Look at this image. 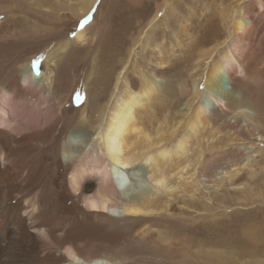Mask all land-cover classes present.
<instances>
[{
    "label": "bare ground",
    "instance_id": "1",
    "mask_svg": "<svg viewBox=\"0 0 264 264\" xmlns=\"http://www.w3.org/2000/svg\"><path fill=\"white\" fill-rule=\"evenodd\" d=\"M96 1L97 0H55L51 2L50 0H0V15L3 14V9L10 7L8 6L9 3H15L16 6L19 5L30 12L34 19L41 20L45 18L46 21L54 22L50 24L49 30L45 29L46 33L43 35L39 34L41 36H38V38L34 40V43L41 45L58 42L53 46L54 49L44 60L55 59L57 57L59 59L67 58V60H69L70 68L68 71L70 72L68 76L63 75L65 81L62 86L66 91L73 92L77 89L80 79L88 73V61L92 58L91 54L97 50L94 45L90 44L88 39H85L83 30L86 29V27L92 28L95 25V21H101L102 18L100 17L98 19L99 15L96 14L97 12L95 11L91 14L92 19L90 18V22L81 31L77 30L72 38L68 37V28L66 29L67 23L63 21L72 16L76 22H78L82 16L86 15L91 10ZM217 1L218 0H210L211 5L209 7L211 10L209 13H204L203 15L204 22H212L216 27L214 28L213 26L212 30L207 31L205 28L203 29V40H201V43L198 42L195 45L193 44L194 48H192L193 50L191 51L192 55L182 58V62H178L177 59H175L173 62L169 61L168 65L163 66L165 63L160 62L158 66H153L149 63V60L153 58L151 53L154 49L149 52L147 51L144 57L140 56V64L134 66H138L136 67L137 69L134 68L133 72L134 74L138 72L139 76H134L133 73L130 74L128 72V69H125L126 63L128 62L127 56H130L132 46H139L141 49L140 51L143 52L144 43L145 45H149L154 36L156 37V35H158L156 39L159 36H161L162 39L167 37L163 30L160 34V31L156 29L159 25L156 22H152V25L150 23L151 26H149V30L147 28L143 31V28H145V25L148 24L151 19H148L150 18L148 17L149 14L146 15L143 12H136L135 10L131 16H128L129 13L125 16H117L111 22V26H108L104 22L97 26L95 25L94 27H97L96 32L99 31L102 34L101 37L105 39L103 50L101 49L102 52L100 51L102 55L99 68H97L98 70L95 67L99 75L94 78V82L98 88L100 87L98 90L99 92L95 93L96 95L94 94V100H89L87 99L88 97H85L86 101L84 100L85 102L81 103L84 104L82 105L83 107L80 106L81 110L79 109V111L76 109L71 114L64 110L61 112L59 108L55 111L54 108L59 106L63 100L62 98H60L61 100L59 99L60 96L56 97L54 94L48 97L45 95L48 94L49 91L47 90L48 87H46L42 81V77L46 74L45 70H36L37 68L32 69V67H29L31 59L29 60L28 58V61L20 65L22 68L18 75V80H16L15 83L17 91L21 89L20 91L24 93L35 92L38 97L42 98V103L39 104L41 107H38L37 111H35L38 115L34 114L36 115L35 118L37 122L31 123L30 120H28L30 116H27L25 112L26 108H23L18 101H15L16 92L14 93V91L16 89L12 91L10 88L6 87L0 90V128L6 127L11 132L13 131V134H18L22 130L36 128V130L26 135L27 138L33 140L34 143H31V145L25 147L23 150L15 147L19 142L15 143L16 141H14L15 139L12 137H10V139H13L12 141L15 143H13L15 148L8 142V144L6 143V145H8L6 147V145L1 143L4 142V140H0V220L3 223V228L0 229V264H115L111 263V260L108 261L98 254V256H90L87 254L82 257L83 255L80 256L71 246H67L63 250L67 257V261L64 260L63 257H59V259L54 258L51 254H43L40 258H36L34 255V252L39 248L37 237L47 241L46 245L52 244L50 240L52 233L49 228L51 226L50 223L59 218L56 205V198L59 192L57 189L55 190L51 187L48 180L49 178H47L49 172L53 174V168H51V165L46 161V158L49 157V154H54L60 144L64 152L63 164L68 166L76 163L73 169H71L72 171H69V189L74 194H78L80 205L85 211L97 212L100 215H106L107 217L116 219L125 214H158L163 211L162 209L166 211L174 209V201L180 200L185 204L182 209L178 208L179 213L184 216H189L193 224L196 219L202 217V214L203 216L206 215L207 219L208 216L213 219L211 215L212 208L201 198L195 197L197 192L201 197L205 196L203 189L206 188L205 182L208 181L207 178L209 176L216 177L217 172L215 173L212 171L214 160L206 159L204 155L205 150H207L206 148L203 147L192 151L190 147H188V144L195 139L196 146L200 145V132L207 130L209 123L211 125L215 123L216 120L215 117H213L215 116V112H213L212 107H215L216 110L218 109L221 112L222 110H227L229 105H231V107L238 109L237 115L241 117L243 121L247 122L246 125L253 127L257 112L241 109L242 104H245L247 100H249V95L246 98L244 97V94L239 90L241 87L235 84V80L237 77L245 78L247 76V64L249 61L252 62L255 70L264 68V56L258 52L256 53L260 43L258 40L259 30L257 29V31L254 27L257 15H260V17L262 16L261 18L264 19V0H248L247 6L250 5L248 8L237 7V9L232 8L230 4H228L229 0H219V3ZM140 2L141 0H138V2L137 0H130L132 5ZM243 8L245 10H243ZM146 19L150 21L147 22ZM10 20L11 18L8 19V21ZM258 21H261V19ZM218 23L221 25L219 26ZM204 25H202V27H204ZM221 26L225 27V34L229 30L227 34L229 38L227 39L230 40L231 46L228 47L227 53L222 56L221 60L212 63L209 72L203 79L201 89L197 91L196 88L195 91H192V84L196 85L198 81L195 80L194 73L191 72L192 74L189 73L191 74L189 75L187 69L183 72L184 69L182 70L181 68L185 67L183 62H189V58L195 55L198 57L202 56L203 60L207 59L219 44H213L214 46L209 50H202L201 48L209 43L217 42L216 39L223 33L220 29ZM34 30L37 31V28H34ZM184 30H187V27H185ZM108 31H111L113 40L108 37ZM20 37V35L19 37L16 36V38L13 37L8 44L10 46L12 45L13 48H16V46L19 48L18 44H22L24 40ZM33 38L35 37L33 36ZM28 39H31V37ZM141 39L142 41H140ZM30 42H32V40L28 43ZM141 44H143V46H141ZM159 44L158 46L156 45V50H154L156 53L161 52L158 51L161 49L163 43L161 42ZM3 45L4 44H1V46ZM191 47L192 45L189 49H191ZM196 48L197 51L194 50ZM157 55L158 54L154 53V56ZM147 57H149V59H147ZM159 58L161 59L160 56ZM166 59L168 61V58ZM91 61L94 62L97 61V59L95 60L93 56ZM167 61L166 63H168ZM149 65L151 68L150 71L153 70L154 73H156L154 78H151V76L146 73L147 70H144L148 69L147 66ZM54 66V68L50 70V73L51 76L56 79L58 63L56 62ZM62 67H64V65ZM91 69L93 70V68ZM124 72L128 89H124V93H120L112 108L107 109V104H105L103 99L107 96L106 94L109 91L110 85L113 84L110 94L115 93V91L119 89L118 82L120 78L123 77ZM168 73L172 74V79L167 81L164 88L160 89V79H157V77H163ZM114 74L115 82H112ZM243 80H246V78ZM225 82L232 84V90H228L224 87L226 86L224 85ZM53 83L55 84V81ZM177 83L181 84L182 87H178ZM49 84L50 83H48V85ZM43 89L45 90L44 93ZM55 90H57V88ZM200 92L207 95L211 103V108L205 106V103V105L199 104L200 106L197 109L191 111L188 115L183 135H181L174 144L170 145L168 148L159 145L163 141L171 140L172 137L176 135L178 129L174 126H171L169 131H156V137L153 139L149 134L145 133L143 127H146L147 122H149V119H147L149 115V113H147V111H149V106L147 107L146 103L150 99H153L150 107L155 111L152 112L151 115L153 117H161L162 119L165 118L162 113L167 108H173L176 102L184 98H187L188 102L193 95ZM102 93L103 95H101ZM159 97L160 99H158ZM166 97H169L173 102L169 103L165 100ZM99 102H104L102 107L98 105ZM186 106L189 105L187 104ZM233 108L232 110H235ZM140 113H144L145 115L143 114L142 116ZM171 118L175 119L177 116H171ZM32 120L33 119H31V121ZM221 125L223 126V124L215 126L219 128ZM68 128L72 130V138L69 137L70 139L61 143L60 133ZM24 135H22L23 139L26 138H24ZM137 137L141 140L136 141ZM19 144L24 145L23 142ZM189 149L193 152V155L198 154L199 157L202 156V159L198 157L193 158L192 154L188 155ZM210 152L211 154L209 155L213 157L215 152L213 153L211 148ZM261 159L264 160V156H262ZM136 167H138L137 170H141L142 168L146 169V174H144V179L147 180L146 185H142L144 179L141 178V175L133 171ZM11 170H13V177L12 173H10ZM192 170L193 172L189 174V171ZM237 172V168L229 170L227 178H235ZM187 174L188 176H186ZM224 174L227 173L225 172ZM129 175L133 179H131ZM256 175L257 174H251V177ZM189 177L192 178L191 181H188L189 179L187 180ZM128 179H130V182ZM176 179L180 180V183L175 184L173 180ZM118 180H127L130 184L127 183L125 184L126 186H120L119 183H117ZM18 182H22V184L19 185ZM117 193H120L122 197L118 196ZM178 193L181 194L178 195ZM169 197H172V199L170 200ZM185 197L188 199H185ZM116 199H120L119 206L116 205L117 203L113 202ZM162 202H164V204H162ZM76 208H79V206H76ZM189 208H195L205 213L193 216L192 212L188 210ZM202 223L204 227H209L210 225L209 223L206 224L203 220ZM173 224L174 223H171L170 227L171 225L173 226ZM184 227L186 228V226ZM7 230L10 231L13 240L9 242L7 249L5 247L8 251H5L2 247L5 244L4 237ZM256 231L254 232L252 228L245 231L244 234H246L252 242H257L259 238L262 237L260 235L262 232L260 229H256ZM166 240L168 239L166 238ZM177 241L184 250H188L187 247L195 243L192 241V238L188 239L186 235L182 237L178 236ZM239 244L240 251L246 252L248 255L250 253L255 254L259 251V248H246V244L243 243V241ZM261 247H263L262 244ZM183 248L181 250H183ZM183 252L185 253L186 251ZM183 256L185 255L183 254ZM212 256L213 254L211 253L208 255V258L212 261L219 262L220 258L212 259ZM215 256L219 257L218 255ZM215 256L213 257L215 258ZM189 259L190 257L186 260ZM201 261L204 262L203 259L200 258V263ZM254 262L264 264V260H247L243 263L237 262V264H253Z\"/></svg>",
    "mask_w": 264,
    "mask_h": 264
},
{
    "label": "rangeland",
    "instance_id": "2",
    "mask_svg": "<svg viewBox=\"0 0 264 264\" xmlns=\"http://www.w3.org/2000/svg\"><path fill=\"white\" fill-rule=\"evenodd\" d=\"M50 1L54 2L55 0ZM217 2L219 3V0ZM210 3V0H141L140 3L132 5L130 3V0H97L91 10L86 15L82 16L78 22H76V20L72 16L67 19L65 18L66 20H64L63 22L67 23V34L69 38H72L77 30L81 31L90 22L89 20L92 19L91 14H93L95 11L97 12L96 14L99 15L98 19L100 17L102 18L101 21H95L96 26L98 24H102L103 22L106 23L108 26H111V22L117 16H125L126 14L128 15V13V16H131L135 11L143 12L146 15L149 14L148 17L150 18H147L151 19V21L146 19L147 22H150L145 25L143 31H145L147 28L149 30V26L152 25V22H156L159 25L156 27V29L160 31V34L163 30L164 34H166L167 37H164L162 39L161 36H159L156 39V37L158 36L156 35V37L154 36L152 38L150 43L151 45H145L143 41L144 53L140 51L141 49L139 46L131 47L132 50L130 56H127L128 62L126 63L125 69H128V72L130 74L133 73L134 76H139V73L136 72L135 75L133 70L134 68L138 67H134L135 65L140 64V56L144 57L147 51L149 52L153 49L156 50V45H160L159 43L161 42L163 43V46L161 45V49L158 52L161 51L162 53H156L154 52V50L151 53V55H153V58L152 60H149V63L153 66H158L160 62L165 63L163 64V66L168 65L169 61L173 62L175 59H177L178 62H182V58H184L185 56L188 57L192 55L191 51L193 50L192 48H194L193 44L195 45L198 42L201 43V40H203V29L205 28L206 31L212 30L213 26L215 25L212 24V22H207L208 24H212L208 25L206 22L203 21L204 13H209V11L211 10L209 7L211 5ZM247 3L248 0H229L228 2V4H230V6L234 9H237V7L248 8L250 5L247 6ZM14 5L15 3H9L8 6L10 7L3 9V14L0 15V90L6 87L10 88L12 91L16 89L14 91V93L16 92L15 101H18L19 104L23 106V108H26L25 112L27 116H30L28 120H30L31 123H36L37 121L35 117L36 115H38V113H35V111H37L38 107H41V105L39 104L42 103V98L38 97L35 92L24 93L20 91L21 89H18L17 91V87L15 84L16 80H18V75L20 74L22 68V66L20 65H22L23 62L25 63V61H28V59H31L29 67H32V69L37 68L36 70L43 69L46 72L45 76L42 77V81L43 84L48 87L47 90L49 91L48 94L45 95L49 97L55 94L56 97L60 96L59 99H63L61 104L59 105L60 107L56 106L54 108L55 111L59 108V110L61 109V112H63L64 110L65 112L71 114L76 109L81 110V107H83L82 105H84L81 103L86 101L85 97H88L87 99L89 100H94V94L99 92L98 90L100 87L98 88V86L95 85L94 78L99 75V73L96 71L98 70L97 68H99V62L102 55L101 52L103 50V46L105 45V39L101 37L102 34L99 31L96 32L97 27L95 28V25L92 28L86 27V29L83 30L85 39H88L90 44L94 45L96 47L95 49L98 50H95L97 52L94 51L93 54H91L92 58L94 56L95 60L97 59V61L93 62L91 61V58L90 61H88V75L86 74L84 76L85 79L84 77L80 79L81 82L79 81L77 89H75V91H66V89H64L62 85L65 81V77H63V75L68 76L70 72L68 71L70 68L69 60H67V58L59 59L58 57L57 58L59 60L57 58H52L49 60L47 59L46 61L44 60V58L46 59L48 54L54 49L53 46L58 42H52L41 45L34 43V40H36L38 36H41L39 34L43 35L44 33H46L45 29L49 30L50 24L54 22L46 21L45 18L41 20L34 19L30 12L26 11L19 5ZM244 8L243 10H245ZM151 17L155 18H153L152 20ZM261 17L260 15L256 16L254 27L256 30H259L257 31L259 32L258 40L260 46L257 49L256 53L258 52L259 54L264 56V19ZM9 18H11L10 21H8ZM257 19H261V21H258ZM201 24L206 25L202 27ZM218 25L220 26L221 24L218 23ZM33 26L34 28H37L38 32L34 30ZM185 27H187V30H184ZM215 27L216 26H214V28ZM220 29L223 33L216 39L217 42L209 43L208 45L203 46L201 48L202 50H209L214 46L213 44H219L217 45L215 51H213L207 59L203 60L202 56L198 57L197 55H195L189 58V62H183L185 66L181 67L182 70L184 69L183 72L185 71V69H187L188 74L191 72L194 73V78L198 81L196 85L192 84V91H195L196 88L197 91L201 89L203 79L209 72V68L212 63L217 60H221L222 56L227 53L229 49L228 47L231 46L230 40L227 39L229 38L227 37L229 30L225 34V27L221 26ZM27 32L28 34H30L28 35ZM19 35L21 36L20 38L24 40L22 44H18L19 48L18 46H16V48H13L12 45L10 46L8 44V42L10 43L13 37H19ZM107 35L110 39L113 40L111 36V31H108ZM33 36L35 38H33ZM29 37H31V39H28ZM30 40H32V42L28 43ZM140 41H142V39ZM1 44L4 45L1 46ZM191 45L192 47L191 49H189ZM141 46H143V44H141ZM194 50L197 51V48ZM153 52L158 55L154 56ZM159 56L161 57V59L159 58ZM163 58L165 61L163 60ZM166 58H168V61ZM147 59H149V57H147ZM166 61L168 63H166ZM56 62L58 63V71L56 72V79H54L53 76H51L50 70L55 67L54 65ZM96 62L98 65L96 64ZM62 64L64 65V67H62ZM95 67L97 70L95 69ZM91 68H93V70ZM147 68L148 69H144L145 71L147 70L146 73L151 76V78H154L156 73H154L153 70L150 71V65L147 66ZM247 72V76L245 77L246 80H243L245 78L237 77L235 80V84L241 87L239 90H241L240 92L244 94L245 98L249 95V100H247L245 104H242V108H240L246 111L251 110L253 112H257L256 120L253 124V127H249L248 125H246L247 122L243 121L241 117L237 115L238 109H235V107H231V105H229V108L227 110L225 109L221 112L218 109L216 110L215 107H212L213 112H215V116H213L216 120L215 123L212 125L209 123L207 126V130H203L200 132V145L196 146L195 139L190 141V145L188 144V147H190L192 151L199 148L201 149L203 147L206 148L207 150H205L204 152L206 159L214 160L212 171L215 173L217 172L216 177L209 176V179L207 178L208 183L205 182L206 188L203 189L205 196L201 197V195L197 194V192L195 197L201 198L207 205L212 208L211 215L213 219H211L209 216L207 219L206 215L203 216L202 213H205L203 211H198V209L195 208H189L188 210L192 212L193 216L197 214H202V217L196 219L193 224V221H191V218L189 216H184L179 213L178 208L182 209L183 205L185 204L180 200H173L175 207L174 209H170L168 211L162 209L163 211L158 214H125L121 215L116 219H112L110 217H107L106 215H100L97 212L85 211L80 205L81 203L78 199V194H74L69 189V171H72L71 169H73V166L76 163L68 166L63 164L64 152L60 144L55 153L49 154V157L46 158V161L51 165V168H53V174L49 172L47 178H49L48 180L50 182L51 187L55 190L57 189V191L59 192L56 198V205L58 208L59 218L55 220L57 222L53 221L50 223L51 226L49 228L52 232L51 238L53 239L52 240L50 238L52 242L51 245H46L47 241L37 237L39 248L34 252L35 257L40 258L43 254H51L52 256H54V258L59 259V257H63L64 260L67 261V257L63 250L65 247L71 246L77 251L80 256L83 255L82 257L87 254L90 256H95L98 254L102 258L104 257V259L108 261L111 260V263L115 264H237V262L243 263L247 260H264V160L261 159L262 156H264V68H261L260 70H255L252 62L249 61L247 64ZM171 77V73H168L163 77H157V79H160V89L165 87L167 81L172 79ZM61 79L63 82L61 81ZM54 81L55 84L53 83ZM126 81L127 79L125 78L124 72L123 77H121L118 82L119 91L116 90L115 93L110 94L113 88V84L110 85L108 89L109 91L106 94L107 99L106 97L105 99H103L105 104H107V109L112 108L114 103H116L120 93H124V89H128ZM47 82L50 83V86ZM112 82H115V74L113 76ZM224 85H226L224 86L226 87V89L232 90L231 88L233 86L231 83L225 82ZM177 86L182 87V85L179 83H177ZM56 88L57 90H55ZM44 92L45 90L43 89V93ZM197 94L193 95L191 100H189L188 102L187 98H184L176 102L173 108H167L162 113V115L165 116V118L162 119L161 117H153L151 115L152 112L155 111L152 109V107H150L151 103L153 102V99H150L146 103V106H149V111H147V113H149L147 118L149 119V122H147L146 127H143L145 133L149 134L150 137L153 139L154 137H156V131H169L171 129V126H174L178 129L176 135L173 136L171 140L163 141L159 145L168 148L170 145L174 144L178 140V138L183 135L185 131L186 121L191 111L197 109L201 104L205 105V103V106L211 108V103L208 100L207 95L203 94L202 92ZM101 95H103V93ZM236 95L238 96L237 93ZM158 99H160V97ZM165 100H167L169 103L173 102V100H170L169 97H166ZM104 102H99L98 105L102 107ZM187 104L189 106H186ZM232 108L235 110H232ZM222 112H224L225 114ZM140 114L143 116L144 113ZM174 114L177 116V118L175 119L171 118V116H175ZM31 115L34 116L32 117ZM31 119L33 120L31 121ZM232 123L234 124V126ZM219 124H223V126L221 125L219 128H216L215 125ZM225 124L227 127L225 126ZM34 130H36V128L22 130L18 134L15 133L17 134L15 135L13 134L14 132H11L8 128L1 127L0 140H4V142L1 143L6 145V143L8 142L11 146L13 145V148L17 147L18 149L23 150L25 147L31 145V143H34L33 140L28 139L26 136ZM71 134V128L62 131L60 133L61 143H63L67 139H70L69 137L72 138ZM20 135L22 139V135H24V138H26L22 140ZM10 137L15 139V143L23 142L26 146L22 144L20 145L18 143L16 144L17 146L15 145L14 147L15 143L14 141H12L13 139H10ZM139 140L141 139L137 137L136 141ZM7 146L8 145H6V147ZM210 148L213 153L215 152L213 154V157L209 155L211 154ZM190 149V153L188 152V155L192 154L193 158L198 157L199 159H202V156L199 157L198 154H195L196 156L193 155V152H191ZM233 168H237V176L233 179H228V171ZM137 169L138 167L133 169V171L140 174L141 178L144 179L146 169ZM192 172L193 170L189 171V174ZM225 172L227 174H224ZM10 173H12L13 177V170H11ZM251 174L257 175L251 177ZM186 176H188V174ZM130 178L133 179L131 176ZM187 180L191 181L192 178L189 177L187 178ZM125 181V183L127 184L128 181L130 182V179H128V181ZM173 182L177 184L180 183V180L176 179L173 180ZM142 183V185H146L147 180L144 179ZM18 184L20 185L22 184V182H18ZM180 194L181 193H178V195ZM117 195L122 197L120 193H117ZM169 199L171 200L172 197H169ZM185 199L188 198L185 197ZM119 200L120 199H116L113 202L117 203L116 205L119 206ZM162 204H164V202H162ZM75 205L77 207L79 206V208H76ZM184 219L187 221H185ZM165 220L166 222H169L166 223ZM202 220L206 222V224L209 223V227L202 226ZM171 223H174L173 226L171 225V227L173 228L170 227ZM2 226L3 223L0 220V229L3 228ZM184 226H186V228ZM252 228L254 232L256 231V229H260L262 232L260 234L262 237H260L257 242H252L250 238L247 237L246 234H244L245 231ZM7 231L4 237L5 244L2 247L4 249L5 247L7 249V247L9 246V242L13 240L10 231ZM184 235H186L188 239L192 238V241L195 242V246L190 245V247H187L188 250H184L182 246L180 247L179 242L177 241V237H182ZM166 238L168 240H166ZM242 241L246 244V248H259V251H257L255 254L250 253L249 255L246 252H241L239 243ZM261 244L263 247H261ZM182 248L183 250H181ZM6 249L5 251H8ZM183 251H186L185 253H190L191 255H187ZM211 253L213 254V256H219H215V258L213 256L211 257L212 259L220 258L219 262L212 261L208 258V255ZM183 254L185 256H183ZM189 257L190 259L186 260ZM200 258L203 259L204 262L201 261L200 263ZM253 264L258 263L254 262Z\"/></svg>",
    "mask_w": 264,
    "mask_h": 264
},
{
    "label": "water",
    "instance_id": "3",
    "mask_svg": "<svg viewBox=\"0 0 264 264\" xmlns=\"http://www.w3.org/2000/svg\"><path fill=\"white\" fill-rule=\"evenodd\" d=\"M118 181H120V182H118ZM118 181H117V183H119L120 186H123V185L126 184V183H125L126 181H121V180H118Z\"/></svg>",
    "mask_w": 264,
    "mask_h": 264
},
{
    "label": "snow or ice",
    "instance_id": "4",
    "mask_svg": "<svg viewBox=\"0 0 264 264\" xmlns=\"http://www.w3.org/2000/svg\"><path fill=\"white\" fill-rule=\"evenodd\" d=\"M35 66V65H34Z\"/></svg>",
    "mask_w": 264,
    "mask_h": 264
}]
</instances>
